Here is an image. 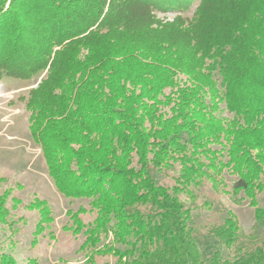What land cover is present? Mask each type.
<instances>
[{
  "label": "trees",
  "instance_id": "obj_1",
  "mask_svg": "<svg viewBox=\"0 0 264 264\" xmlns=\"http://www.w3.org/2000/svg\"><path fill=\"white\" fill-rule=\"evenodd\" d=\"M6 79L39 80L19 101L57 190L89 201L64 227L85 264H264L232 212L208 229L231 258L208 257L193 226L214 208L198 204L209 187L248 201L264 228V0H0ZM10 196L0 224L13 234ZM29 209L37 238L52 209ZM0 264L18 262L1 250Z\"/></svg>",
  "mask_w": 264,
  "mask_h": 264
},
{
  "label": "rangeland",
  "instance_id": "obj_2",
  "mask_svg": "<svg viewBox=\"0 0 264 264\" xmlns=\"http://www.w3.org/2000/svg\"><path fill=\"white\" fill-rule=\"evenodd\" d=\"M194 9L188 13L189 16H192ZM175 15L158 13V19L172 21ZM37 82L38 79H6L0 83V177L6 179L0 182V195L10 190L7 207L10 210L9 217L15 221L17 229L12 234L7 226L0 224V251L11 253L18 264H27L31 258L37 259L39 264H85V253L80 251L82 237L76 239L64 227L69 220L67 212L75 211L89 201L68 199L57 190L49 176L42 150L30 135V113L25 110L24 103L19 101V97L27 95L30 89L36 87ZM222 116L229 118L232 115L224 111ZM172 175L170 173L168 177ZM161 178L165 183L170 182L166 176ZM232 179L227 174L228 184ZM198 197V204L205 199L215 204L213 209H198L193 213L197 242L208 257L217 249L221 250L223 259L234 255L232 250L221 248L208 232L212 225L220 224L229 211L236 216L244 233L243 243L248 246L246 251L264 247V228L258 226L255 209L249 206L248 201L237 203L231 194L215 195L209 187L200 189ZM35 199L47 201L54 217L51 226L37 238L35 230L38 212L29 209ZM16 200L19 202L14 207ZM260 202L264 206V197ZM35 239L37 244H33Z\"/></svg>",
  "mask_w": 264,
  "mask_h": 264
},
{
  "label": "water",
  "instance_id": "obj_3",
  "mask_svg": "<svg viewBox=\"0 0 264 264\" xmlns=\"http://www.w3.org/2000/svg\"><path fill=\"white\" fill-rule=\"evenodd\" d=\"M37 86V85H36Z\"/></svg>",
  "mask_w": 264,
  "mask_h": 264
}]
</instances>
